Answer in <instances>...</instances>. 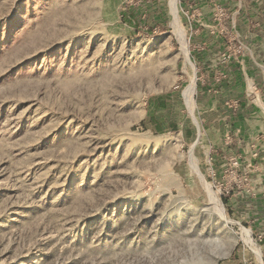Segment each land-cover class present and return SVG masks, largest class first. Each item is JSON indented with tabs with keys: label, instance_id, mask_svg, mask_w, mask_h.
<instances>
[{
	"label": "rangeland",
	"instance_id": "1",
	"mask_svg": "<svg viewBox=\"0 0 264 264\" xmlns=\"http://www.w3.org/2000/svg\"><path fill=\"white\" fill-rule=\"evenodd\" d=\"M170 1L0 0V264H264L214 102L256 98L264 0Z\"/></svg>",
	"mask_w": 264,
	"mask_h": 264
},
{
	"label": "crops",
	"instance_id": "2",
	"mask_svg": "<svg viewBox=\"0 0 264 264\" xmlns=\"http://www.w3.org/2000/svg\"><path fill=\"white\" fill-rule=\"evenodd\" d=\"M198 3L202 4L203 1L198 0ZM244 68L242 65L234 64L231 69L234 74L237 72L242 74L246 71ZM256 71L258 90L254 93L255 100L245 98L247 87L244 85V81L237 80V77L234 76L229 77L228 85L225 84L224 95L218 97L214 102L219 106L227 99L235 98L236 104L233 107L223 108L231 111L230 116L232 117L226 120L228 123H224V129L231 128L235 141H243L244 145L240 147L244 152V156H242L244 161L240 166L250 172L249 187L246 188V192H241L235 206L239 205L240 210L246 211L242 213L248 217L252 229L257 234L264 236V81L262 80L264 75L260 73L259 69ZM223 98L227 99L223 101ZM219 111H221L220 108ZM224 116L225 119L228 118L226 113Z\"/></svg>",
	"mask_w": 264,
	"mask_h": 264
},
{
	"label": "bare ground",
	"instance_id": "3",
	"mask_svg": "<svg viewBox=\"0 0 264 264\" xmlns=\"http://www.w3.org/2000/svg\"><path fill=\"white\" fill-rule=\"evenodd\" d=\"M170 3L172 4V9H173V13H174V8H175L174 0H171ZM173 23H174L175 27L178 29L179 26H178L177 19L174 18ZM180 34H182V33H180ZM193 89H194V84H193V81H191V83L187 86V88L185 89V92H184L187 105L188 104L190 105L191 102H192ZM214 200H215V202H214V211H213L214 214H216L220 219L225 220L226 218H225V215L223 214V210H222V207H221L220 203L218 202L217 198H214ZM242 233H243L244 236H247L248 235V234L246 235V233H245V231L243 229H242ZM245 240L246 241H249V239H247V238H245ZM201 241H203V240H201ZM204 241L214 242L215 241V238H206V239H204ZM234 244H235V241H233L232 243H230V247H232Z\"/></svg>",
	"mask_w": 264,
	"mask_h": 264
},
{
	"label": "trees",
	"instance_id": "4",
	"mask_svg": "<svg viewBox=\"0 0 264 264\" xmlns=\"http://www.w3.org/2000/svg\"><path fill=\"white\" fill-rule=\"evenodd\" d=\"M200 85V84H199ZM153 124H155V126H158V128L161 130L162 128L160 127V125H158V122L156 121V119H152Z\"/></svg>",
	"mask_w": 264,
	"mask_h": 264
}]
</instances>
